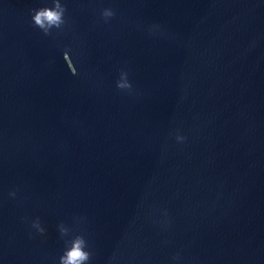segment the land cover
I'll use <instances>...</instances> for the list:
<instances>
[{
    "label": "water",
    "instance_id": "obj_1",
    "mask_svg": "<svg viewBox=\"0 0 264 264\" xmlns=\"http://www.w3.org/2000/svg\"><path fill=\"white\" fill-rule=\"evenodd\" d=\"M60 2L0 0V264H264V0Z\"/></svg>",
    "mask_w": 264,
    "mask_h": 264
},
{
    "label": "clouds",
    "instance_id": "obj_2",
    "mask_svg": "<svg viewBox=\"0 0 264 264\" xmlns=\"http://www.w3.org/2000/svg\"><path fill=\"white\" fill-rule=\"evenodd\" d=\"M66 8L61 4L60 0H53L52 6L40 7L33 9L32 20L35 26L39 27L47 35L50 34V30L60 28L64 23V13ZM102 15L107 18L114 15V12L106 8L103 10ZM64 56L68 59L69 65L72 67L71 73L77 75V68L75 67L72 58L69 59V52L65 51ZM121 78L117 81V87L121 89H131L132 85L127 79V73L122 71ZM184 137L178 135L177 140H183ZM14 195V193H13ZM39 227V225H36ZM40 231H43L41 228ZM62 234L67 233V229L60 226ZM87 242L82 235H76L71 242L70 247H66L64 253L60 256V264H86L90 259V252L86 250Z\"/></svg>",
    "mask_w": 264,
    "mask_h": 264
}]
</instances>
